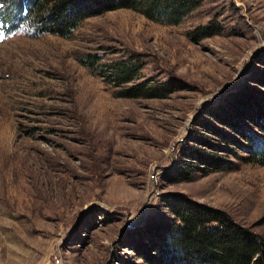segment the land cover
Masks as SVG:
<instances>
[{
    "label": "rangeland",
    "instance_id": "obj_1",
    "mask_svg": "<svg viewBox=\"0 0 264 264\" xmlns=\"http://www.w3.org/2000/svg\"><path fill=\"white\" fill-rule=\"evenodd\" d=\"M5 8L0 264H148L174 195L264 240V0H204L178 25L117 10L68 38ZM213 21L221 33L194 41ZM120 61L141 70L117 87ZM137 85L148 97H123ZM181 165L191 180L174 182Z\"/></svg>",
    "mask_w": 264,
    "mask_h": 264
},
{
    "label": "trees",
    "instance_id": "obj_2",
    "mask_svg": "<svg viewBox=\"0 0 264 264\" xmlns=\"http://www.w3.org/2000/svg\"><path fill=\"white\" fill-rule=\"evenodd\" d=\"M204 0H3L6 8L26 9L29 24L38 33L47 32L68 38L87 19L108 12L129 9L141 11L151 21L178 25ZM6 8L3 16L9 17ZM9 9V10H10ZM221 33L215 22L201 26L191 33L201 41ZM95 56H87L89 66ZM87 62V61H86ZM141 70L136 63H114L109 74L117 87L130 84ZM143 85L125 88L123 97H148ZM195 160L204 164L219 163L210 156L195 152ZM263 158V157H262ZM264 162V159H263ZM185 165V164H184ZM184 165L173 178L174 182L190 181V169ZM184 166V167H183ZM175 227L167 226L151 252L142 254L148 264H264V240L250 229L241 226L223 210L213 208L184 195H174L169 203ZM167 231V229H169ZM152 245V244H150Z\"/></svg>",
    "mask_w": 264,
    "mask_h": 264
}]
</instances>
